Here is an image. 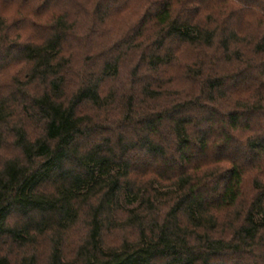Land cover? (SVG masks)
Instances as JSON below:
<instances>
[{
	"label": "trees",
	"instance_id": "16d2710c",
	"mask_svg": "<svg viewBox=\"0 0 264 264\" xmlns=\"http://www.w3.org/2000/svg\"><path fill=\"white\" fill-rule=\"evenodd\" d=\"M0 264H264V0H0Z\"/></svg>",
	"mask_w": 264,
	"mask_h": 264
},
{
	"label": "rangeland",
	"instance_id": "374dc122",
	"mask_svg": "<svg viewBox=\"0 0 264 264\" xmlns=\"http://www.w3.org/2000/svg\"><path fill=\"white\" fill-rule=\"evenodd\" d=\"M5 79V77H4ZM7 79H9V77L7 76ZM2 154L4 153L5 155H9L12 150L10 149H5V150H2L1 151ZM119 201L120 203L127 207V208H132V207H135L137 205V201L132 199L125 191H122L121 194H120V197H119Z\"/></svg>",
	"mask_w": 264,
	"mask_h": 264
}]
</instances>
